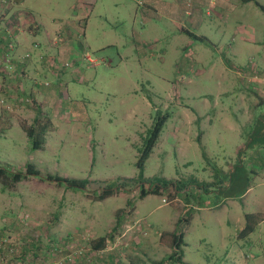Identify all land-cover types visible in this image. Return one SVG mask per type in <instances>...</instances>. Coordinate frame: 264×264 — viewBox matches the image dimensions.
<instances>
[{
  "label": "rangeland",
  "instance_id": "374dc122",
  "mask_svg": "<svg viewBox=\"0 0 264 264\" xmlns=\"http://www.w3.org/2000/svg\"><path fill=\"white\" fill-rule=\"evenodd\" d=\"M255 1L264 6V0ZM232 2L236 10L228 20L206 19L200 31L206 41H195L176 35L179 26L163 18L141 24L142 0H26L27 8L48 21L76 20L84 31L79 38L83 55L82 63L77 66L74 61L69 68L79 76L68 84L78 114L66 120L70 111L58 109L53 130L40 150H32L19 126L33 122L38 103L20 86L15 96H0V125H10L0 133V170L24 172L25 165L32 164L40 173L9 187L2 186L0 179V244L5 264H156L161 260L175 264L164 248L174 230L184 236L179 251L184 264H264V224L247 238L237 239L246 213H264V150L256 154L264 145V135L257 136L264 131L259 128L262 123L257 118L254 127H243L245 135L240 138L219 123L204 132L199 121L190 125L181 121L189 113L182 111L183 106L192 111L198 106V95L226 89L220 65L236 68L248 63L247 55L238 63L215 61V46L223 47L222 58L232 57L229 47L242 37L264 46V14L253 2ZM26 14L19 11L7 17L14 21L11 31H17L16 37L31 18ZM238 22L246 29L239 28ZM175 45L189 50L173 53ZM196 46L203 52L202 60L187 66L197 74L190 76L189 94L177 96L176 90L188 77L177 62L182 54L190 57ZM8 53H0V76L12 69L5 66ZM85 54L96 64L84 60ZM24 58L19 63L27 65L31 54ZM48 58L44 54L38 60L47 64ZM236 98L220 97L233 111ZM260 110L264 111V103ZM158 114L167 115V120L145 162L144 177L179 182L188 192L177 200H170L166 192L141 199L138 186L131 189L130 183L120 181L139 174L136 163L142 136ZM47 175L87 180L88 186L85 191L70 189L46 180ZM191 182L211 186L198 188ZM119 183L128 190L96 200V193ZM102 237L107 239L105 247L93 250Z\"/></svg>",
  "mask_w": 264,
  "mask_h": 264
},
{
  "label": "crops",
  "instance_id": "0c3cea01",
  "mask_svg": "<svg viewBox=\"0 0 264 264\" xmlns=\"http://www.w3.org/2000/svg\"><path fill=\"white\" fill-rule=\"evenodd\" d=\"M142 1V5L145 9H141L140 12L142 15L141 24L145 25V23H150L152 20L163 18L169 25L176 24L179 26V29L175 32L176 35L182 37L189 36V39L191 38L195 41H206V38L200 33L202 27H205L206 19L212 20L218 17L225 23L230 13L235 12L237 5L235 2H232V0ZM243 2L245 4L253 2L257 10L261 14H264V10L260 8L264 6L257 1L243 0ZM25 5L26 0H12L11 4L0 6V53L9 50L5 58V66L12 68L8 69L7 73L4 72V74L0 76V96H12L15 94L14 92L17 86H20L22 89L24 88L26 92L29 91L27 94L38 103L40 110L45 116L51 119L52 124L54 123L55 117H58V109H60L61 112L70 111L71 115L67 112L65 113L66 120H68V118L72 120V118L74 119V116L78 114V109L72 106L74 102H71L72 99L69 95L68 84L69 81H75L74 79L79 76L78 73L75 74L69 71V68L70 63L74 61L77 66L79 63H82V61H79L81 55H83L79 45V38L84 35L82 26L79 24L77 25L78 22L76 20H68L64 24H61L62 20L59 19L48 21L43 18L41 14L33 12ZM19 11L26 12V15L31 18L28 21L25 19L24 29L22 33L16 37L17 31L8 33L2 19L16 16L15 13ZM132 14L133 13H130L128 15L129 20L132 18ZM238 26L239 28L246 29L243 22H238ZM247 27L249 28V25ZM75 33H77L78 36ZM185 44L187 46L190 45L187 42ZM218 44L220 45L221 42H218ZM186 45H175L172 47L171 51L175 53L178 50H182L186 53L189 50ZM230 46L233 47H229L228 53L232 57L222 58V56L225 55L223 47L215 46L212 58L217 62L227 59L230 63H234L233 60L238 63L240 61L236 60H241L247 55L248 63L242 67L236 68L233 64L229 67L220 65L222 68L219 76L226 89L214 95H198V106L193 108L192 111L188 110L189 106H183L182 111H187L189 113L187 114L188 119L186 120L182 117L181 121L183 124L188 125H190V122L199 121L204 124V126L201 127L204 132L206 131L205 129H211L214 123H219L223 127L236 132L238 137L241 138L242 135H245V133L241 131L242 128L253 126L257 118H259L258 122L262 123V125H259V128L264 129V111L260 110V107L263 106L264 103V80H262V77H264V46L259 45L258 42L250 40L247 37H242ZM66 49L72 50L67 53ZM191 50L192 51L189 53V55H191L190 57L182 54L181 60L177 62L180 66L183 65L182 71L188 76L186 77L187 81L183 77L180 78L185 81H183V84L176 90L175 93L177 96H184L189 92L191 86V81L189 80L190 76L197 74V70H192L191 67L187 66V63L191 65L197 64L199 62L198 59L202 60L200 56L203 57V52L199 47H193ZM27 53L31 54L30 61L26 63L27 65L20 64L19 62L25 59L24 56ZM44 54L50 57L46 61L47 64L38 60V57ZM17 56L19 57L17 58ZM64 57H68V59L66 60ZM72 58L75 59L72 60ZM63 63H67L68 66L63 67ZM220 63L224 64V62ZM13 68L15 70L14 75L12 72ZM254 73L258 74L260 77L252 76L250 78L249 75ZM32 82H34V84ZM188 94L189 93H187V95ZM223 95L237 97L234 103V108H236L235 111L220 99ZM207 96L215 97L207 101L205 99ZM237 111H239V115L236 113ZM34 116L32 120H34ZM75 121H77V118ZM261 135H264V131L261 134H257L259 137ZM214 142L220 144V141L217 139ZM246 150L248 151L249 148ZM263 150L264 145H260L259 151H257L256 154H261ZM243 152L244 150L241 154H243ZM249 190L250 187H248L245 192ZM253 214L258 216V223L254 228L255 231L256 228L264 224V213L257 212ZM178 221L179 216L176 219L177 223ZM244 224L245 219L239 231L242 230ZM173 232H175V230ZM183 237L182 234V240ZM164 248L172 253L169 241H165Z\"/></svg>",
  "mask_w": 264,
  "mask_h": 264
},
{
  "label": "trees",
  "instance_id": "16d2710c",
  "mask_svg": "<svg viewBox=\"0 0 264 264\" xmlns=\"http://www.w3.org/2000/svg\"><path fill=\"white\" fill-rule=\"evenodd\" d=\"M260 8L261 10H264V7H260ZM7 52H9V50H7ZM166 120H167V115L158 114L157 118L152 123L151 128L147 130L144 136H142V147L138 149L139 157L136 163V166L139 170V174L137 175V177L120 180L125 183H130L128 188L133 189L136 186H138L140 188L139 198L141 199H143L149 194L159 195L161 192H166L170 200H177L179 197L183 196L182 195L183 193L188 192L185 189L186 187L180 186L179 182L177 181H173V180L167 181L165 179L157 178L155 182H153V181H149L144 177L145 162L150 157L153 148L157 144V141L159 139V136L162 132ZM19 126L25 133L28 141L30 142L32 150L42 149L46 143L47 133L53 130V124L51 119L43 115L39 107H36V117L34 118L31 124L21 123ZM9 128L10 125L5 128H2L0 125V133H2L3 131ZM39 175H40L39 171H37L32 164H26L24 172L22 171V172L10 173L5 169L0 170V179L2 181V186L4 187L16 185L22 180L27 179L29 176H39ZM46 180L56 182L58 185H64L65 187L70 189H78L85 191L88 186L87 180L62 178L51 175H47ZM193 183L191 182L190 185L192 186ZM196 185L198 186V188H200V186L201 187L203 186V188L205 187L209 188L211 186L210 184L199 183V182L196 183ZM128 188L125 186L124 183H119V185L115 187L114 186H110L109 188L107 187L105 189H102L99 193H96L97 194L96 200L99 201L105 200L106 198L113 196L116 192H119L120 190H128ZM244 219H245V224L242 230H240L237 234L238 239H245L246 237H248L254 231V228L258 223V216L254 214H246L244 216ZM181 221L182 220H179L178 224L181 223ZM162 236L166 237L167 235L163 234ZM169 236L171 238L170 246L172 249V253L169 255V260L174 261L175 264H184L181 261V256L179 254V251L183 244L182 234L177 233L175 231L173 233H170ZM106 240L107 239L105 237L100 238L93 244L92 249L102 250L105 247ZM2 257L5 259V252L3 253ZM156 264H165V261L161 260Z\"/></svg>",
  "mask_w": 264,
  "mask_h": 264
},
{
  "label": "built area",
  "instance_id": "2783aa9c",
  "mask_svg": "<svg viewBox=\"0 0 264 264\" xmlns=\"http://www.w3.org/2000/svg\"><path fill=\"white\" fill-rule=\"evenodd\" d=\"M8 1H9V0H0V6H6V5L8 4ZM3 19H5V20H2V22H4V26H5V28L7 29V32H8V33L12 32V31H11V28H12V26L14 25V24H13L14 21H13V20L10 21V20H8L7 18H3ZM84 60H86V61L89 62L90 64H96L95 61L91 60V58H90V56H89L88 54H85V55H84ZM65 66L67 67L68 64H65ZM262 80H264V77H262ZM163 202H165V200H163ZM4 251H5V249H4V248L1 246V244H0V264H5V263H6L5 259L2 257ZM49 264H57V263H49Z\"/></svg>",
  "mask_w": 264,
  "mask_h": 264
}]
</instances>
